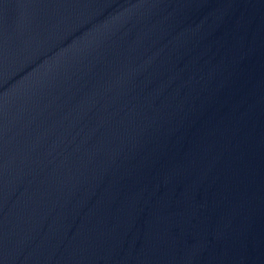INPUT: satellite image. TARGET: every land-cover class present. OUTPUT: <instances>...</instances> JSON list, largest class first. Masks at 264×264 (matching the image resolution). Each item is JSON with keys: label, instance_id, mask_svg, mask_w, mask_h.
I'll list each match as a JSON object with an SVG mask.
<instances>
[{"label": "water", "instance_id": "1", "mask_svg": "<svg viewBox=\"0 0 264 264\" xmlns=\"http://www.w3.org/2000/svg\"><path fill=\"white\" fill-rule=\"evenodd\" d=\"M0 264H264V0H0Z\"/></svg>", "mask_w": 264, "mask_h": 264}]
</instances>
